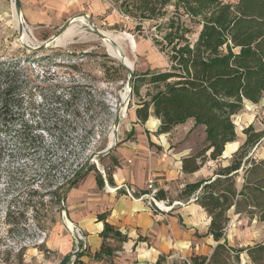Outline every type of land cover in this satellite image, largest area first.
<instances>
[{
    "label": "rangeland",
    "instance_id": "374dc122",
    "mask_svg": "<svg viewBox=\"0 0 264 264\" xmlns=\"http://www.w3.org/2000/svg\"><path fill=\"white\" fill-rule=\"evenodd\" d=\"M18 1L26 42L32 47L54 36L68 19L84 13L99 32L131 37L134 49L127 42L121 47L137 74L167 67L166 57L150 39L151 32L135 31V24L119 15L110 0ZM12 3L0 0V264H57L61 260L59 243L76 236V230L65 225L58 202L59 185L86 163L106 178L107 156L97 158L96 154L105 149L113 132L114 110L127 73L107 53L102 40L79 21L72 23L76 34L62 43L53 42L43 52L23 48ZM32 52L39 55H30ZM46 56L52 58L45 61ZM145 91V86L141 87L140 94ZM137 104L130 92L118 140L130 127ZM233 122L239 145L245 140L243 129L249 125L264 130V96L258 104L246 102ZM191 125L189 121L166 137L169 149L190 139L196 143L192 154L203 147L202 129L194 130ZM252 154L255 158L264 155V137ZM215 169L216 163L207 162L191 180L207 178ZM178 194L161 200L166 207L172 206L162 213L189 204L177 201ZM67 217L70 220L68 213ZM262 239V223L246 214L231 215L226 230L231 246L245 247ZM20 248L24 250L22 261L16 255ZM241 258L245 264V255Z\"/></svg>",
    "mask_w": 264,
    "mask_h": 264
},
{
    "label": "trees",
    "instance_id": "16d2710c",
    "mask_svg": "<svg viewBox=\"0 0 264 264\" xmlns=\"http://www.w3.org/2000/svg\"><path fill=\"white\" fill-rule=\"evenodd\" d=\"M110 1L119 15L135 24V31L151 32L153 45L167 59L163 70L134 72L131 93L138 99L137 122L143 125L150 116L155 117L159 120L156 134L161 135L192 121L193 129H203L204 145L182 158V172L192 174L207 162L217 164L210 177L185 184L177 197L178 201L192 200L209 216L207 235L216 243L212 252L188 259L159 256L154 264H242V255L245 264H264V240L243 248L232 247L226 240L231 209L264 224V156L252 154L264 130L249 125L243 129L245 140L227 165H222L221 158L226 145L237 139L233 117L245 102L258 104L264 96V0ZM113 165H118L115 160ZM79 171L59 185L61 193ZM90 172H95L101 189L104 179L88 165L72 187ZM106 181L113 184L109 174ZM155 197L164 200L165 195L158 191ZM96 222L103 224L100 249L93 256L99 260L118 250L110 241L122 243L127 238L107 222V213L98 214ZM23 251L20 248L16 253L21 261Z\"/></svg>",
    "mask_w": 264,
    "mask_h": 264
},
{
    "label": "crops",
    "instance_id": "0c3cea01",
    "mask_svg": "<svg viewBox=\"0 0 264 264\" xmlns=\"http://www.w3.org/2000/svg\"><path fill=\"white\" fill-rule=\"evenodd\" d=\"M190 122L193 128V122ZM158 127L159 120L153 116L143 125L138 123L134 111L130 127L123 131L118 145L104 164L113 184L107 183V187L104 184L99 189L95 175L90 172L68 192L65 204L73 223L70 222L81 230L85 241V249L73 260V264H154L159 256L168 260L188 259L193 254L209 255L212 252L216 243L207 235L209 216L192 200L182 209L154 213L145 201H134L125 195L126 189H130L134 196H141L149 182H153L154 187L165 196L177 195L185 184L200 180L192 181L191 177L202 168L192 174H184L181 169L182 158L192 154L196 143L190 139L169 149L166 137L180 126L168 134L156 135ZM198 129L202 128L194 130ZM204 137L202 133V141ZM177 141L180 143L182 140ZM241 145L236 141L226 145L221 157L223 166ZM114 160L117 166L113 165ZM176 185L178 192L175 191ZM104 212L107 213V222L127 240L122 243L110 241L113 247L118 246V250L111 257L103 256L95 260L93 256L100 249L99 234L103 228L101 222H96V216ZM231 215L240 216L234 214L233 209L230 220ZM59 244L61 260L76 249L75 237L67 236Z\"/></svg>",
    "mask_w": 264,
    "mask_h": 264
},
{
    "label": "water",
    "instance_id": "95a60500",
    "mask_svg": "<svg viewBox=\"0 0 264 264\" xmlns=\"http://www.w3.org/2000/svg\"><path fill=\"white\" fill-rule=\"evenodd\" d=\"M12 2H13L12 3L13 4L12 5L13 14H14V16H16L18 18V22H19L18 25H17V34H18V38L21 39V37L25 34V28H24V21L22 20V13H21V9H20V4H19L18 0H12ZM79 18H86L87 25L94 32V34L100 39L103 38V35L98 32V29L89 20V16L87 14L81 13V14H78V15L68 19L58 29L57 33L54 36H52L47 41L37 45L36 47L30 46L27 42H24L23 40H18V42L23 48H26L27 50H35V51L44 50L46 48H49L53 42H56L59 39V37L62 36V34L68 28V26L71 23L79 20ZM121 67L127 73V79H126V84L125 85L128 88V90H129V92H128V101H129L130 92L132 91V86H133V81H134V71H133V68H128V67L124 66L123 64H121ZM120 118L121 117H120L119 113H116L115 120H114V125H113L114 142L112 144L107 145L105 147V149L102 150L101 152L97 153L96 154L97 158L104 157V156L108 155L118 145V143H119V140H118V128H119V124H120ZM87 165H88V163L85 164V166L78 172V174L75 177H73V179L67 184V186L63 189V191H62V193L60 195L59 205H60V209H61L62 216L64 218L65 224H66V220H69V219L67 217L66 208H65V205H64V199L66 198L68 192L72 188V184L77 180L78 175L85 169V167ZM73 226H74V229L82 235V241L81 242H76V249L73 252H71L70 254H68L65 258L60 260L57 264H67V263L71 262L80 253H82L83 250L85 249L84 236H83L81 230L76 225L73 224Z\"/></svg>",
    "mask_w": 264,
    "mask_h": 264
},
{
    "label": "bare ground",
    "instance_id": "6f19581e",
    "mask_svg": "<svg viewBox=\"0 0 264 264\" xmlns=\"http://www.w3.org/2000/svg\"><path fill=\"white\" fill-rule=\"evenodd\" d=\"M13 16H14V14H13ZM14 21H15V26L17 27L19 22H18V18L16 16H14ZM77 21H79L82 24H87L86 18H79V20H77ZM75 32L76 31L74 30V26L71 23V25L66 29V31L63 33V35L61 37H59V39L57 40V43H62L64 41V39L74 36V34H76ZM99 33L103 35V38L101 40H102L104 47L106 48L107 53L113 59L118 60L120 62V64H123L124 66H126L128 68H133L132 63L128 60L124 50L121 47L122 46L121 44L123 42H127L132 46V49H134L135 45H134L131 37L126 33L117 34V33L104 32V31H100ZM19 40H23L24 42H26L25 34ZM128 92H129V90L125 85V87L123 88V90L119 94V105H118L117 109L114 110V113L115 112L119 113L120 117H124L126 114V105L128 103ZM113 142H114V131L113 132L111 131L109 134L108 145L112 144ZM157 206L161 210L171 209V207H166L162 202H157ZM65 225L70 230H74V226L69 220H66Z\"/></svg>",
    "mask_w": 264,
    "mask_h": 264
},
{
    "label": "built area",
    "instance_id": "2783aa9c",
    "mask_svg": "<svg viewBox=\"0 0 264 264\" xmlns=\"http://www.w3.org/2000/svg\"><path fill=\"white\" fill-rule=\"evenodd\" d=\"M103 178H104V184L107 187V181H106L104 173H103ZM157 192H158V190L154 187L153 182H149L146 186L145 192L141 196H139V197L134 196L133 191L130 189H126L125 195L129 199L134 200V201H145L148 208L152 212L157 213V212H162V210L157 206L158 201H156V199H155ZM160 202H162L164 204L163 201L160 200ZM170 207L172 209V206H170ZM75 241L76 242L82 241V235L77 231H76ZM73 260L71 261V264H73Z\"/></svg>",
    "mask_w": 264,
    "mask_h": 264
}]
</instances>
